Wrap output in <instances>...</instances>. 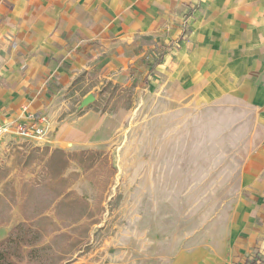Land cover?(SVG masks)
<instances>
[{
    "label": "rangeland",
    "instance_id": "374dc122",
    "mask_svg": "<svg viewBox=\"0 0 264 264\" xmlns=\"http://www.w3.org/2000/svg\"><path fill=\"white\" fill-rule=\"evenodd\" d=\"M169 32L144 37L146 55ZM133 68L122 81L91 78L63 95L67 113L94 110L109 120L100 145L86 149L93 152L65 150L74 156L62 177L54 178L62 158L49 163L47 146L0 137V242L26 222L30 241L50 246L17 248L16 264H168L185 250L230 247L250 195L254 114L217 87H203L195 103L167 83L151 85L150 67ZM89 95L95 100L83 106Z\"/></svg>",
    "mask_w": 264,
    "mask_h": 264
},
{
    "label": "crops",
    "instance_id": "0c3cea01",
    "mask_svg": "<svg viewBox=\"0 0 264 264\" xmlns=\"http://www.w3.org/2000/svg\"><path fill=\"white\" fill-rule=\"evenodd\" d=\"M191 16L193 30L174 47V61H168L172 51L159 60L156 49L178 41ZM162 29L170 31L167 40H152L146 55L144 37ZM135 62L151 68L145 77L151 85L167 83L195 103L203 87H217L256 119V144L247 159L250 195L230 247L185 250L168 264H264V0H0V124L6 135H21L20 124L36 121L43 132L31 137L39 146L98 147L109 117L94 110L67 113L71 102L63 95L91 78L122 81Z\"/></svg>",
    "mask_w": 264,
    "mask_h": 264
},
{
    "label": "trees",
    "instance_id": "16d2710c",
    "mask_svg": "<svg viewBox=\"0 0 264 264\" xmlns=\"http://www.w3.org/2000/svg\"><path fill=\"white\" fill-rule=\"evenodd\" d=\"M198 8V5L193 6L191 13L188 14L190 16L195 12V10ZM185 32L183 30V35L178 38V41H171V43L167 46H161L156 49L155 53L159 60H162L166 53H168L171 49L174 47H177V43L184 39ZM36 150H43L42 148L38 147ZM93 152L91 150H83L80 152V154L85 155L87 153ZM46 154L48 156V162L52 163L54 159H56L58 156L62 158V165L59 169H54V178L62 177L65 170L67 169L68 162L70 158H72L74 155L66 152L63 149L54 148L51 149L50 147H47ZM76 155V154H75ZM61 196V194H58L56 196V200ZM35 230L30 227L29 224L26 222H22L18 224L14 229L11 231L10 235L2 240L0 242V264H16L13 257H15V251L17 248H20L22 246H33V249L30 253H37L42 252L46 249H49V245H40V243L34 241H30V237H28L29 234H34ZM37 237V235H35ZM35 237V238H36ZM38 240V239H37ZM21 256V255H20Z\"/></svg>",
    "mask_w": 264,
    "mask_h": 264
},
{
    "label": "built area",
    "instance_id": "2783aa9c",
    "mask_svg": "<svg viewBox=\"0 0 264 264\" xmlns=\"http://www.w3.org/2000/svg\"><path fill=\"white\" fill-rule=\"evenodd\" d=\"M42 122H45V118L42 119ZM42 132H43V127L38 125L36 121L33 122L30 126L20 124L16 131L17 134H21V135L23 134L26 136H39L41 135ZM7 133H8V129L0 124V137Z\"/></svg>",
    "mask_w": 264,
    "mask_h": 264
},
{
    "label": "water",
    "instance_id": "95a60500",
    "mask_svg": "<svg viewBox=\"0 0 264 264\" xmlns=\"http://www.w3.org/2000/svg\"><path fill=\"white\" fill-rule=\"evenodd\" d=\"M94 100H95L94 95H89V96H87V97L84 99L82 105L85 106V105H87L88 103L93 102Z\"/></svg>",
    "mask_w": 264,
    "mask_h": 264
}]
</instances>
